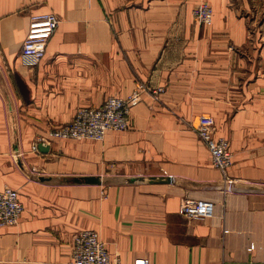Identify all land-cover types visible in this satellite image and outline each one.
<instances>
[{"label": "crops", "instance_id": "obj_1", "mask_svg": "<svg viewBox=\"0 0 264 264\" xmlns=\"http://www.w3.org/2000/svg\"><path fill=\"white\" fill-rule=\"evenodd\" d=\"M200 1L212 7L210 24L192 14ZM47 10L59 24L28 66L20 51L30 15ZM139 83L163 90L157 99L141 91L128 128L31 149L77 107ZM201 113L228 139L226 178L195 130ZM6 184L24 210L0 225V264H71L85 228L127 264H264V0H0ZM184 196L213 200V212L183 214Z\"/></svg>", "mask_w": 264, "mask_h": 264}, {"label": "built area", "instance_id": "obj_2", "mask_svg": "<svg viewBox=\"0 0 264 264\" xmlns=\"http://www.w3.org/2000/svg\"><path fill=\"white\" fill-rule=\"evenodd\" d=\"M192 14L200 24H210L212 7L206 1L197 2ZM60 18L54 10L33 12L23 40L20 56L24 64L36 65L44 56L50 37L59 24ZM143 89H150L155 99L163 90L162 85L147 86L139 83L125 96L110 94L99 105L77 107L73 118L54 126L46 133H39L31 143L33 151H40V143H51L53 138L77 137L102 139L109 129H126L130 125L129 107L140 98ZM194 127L199 137L210 151L211 163L227 177L228 167L232 163V151L228 139L216 134L214 118L209 113H201ZM230 188L231 184L228 183ZM104 193V191H103ZM214 201L209 198L184 196L180 201V211L189 217L210 215ZM24 210L19 190L9 184L0 188V225L17 223ZM71 264H127L109 253L105 240L95 228H85L74 235L71 250ZM130 264H149L146 257H135Z\"/></svg>", "mask_w": 264, "mask_h": 264}, {"label": "water", "instance_id": "obj_3", "mask_svg": "<svg viewBox=\"0 0 264 264\" xmlns=\"http://www.w3.org/2000/svg\"><path fill=\"white\" fill-rule=\"evenodd\" d=\"M40 148L42 149V150H47V149H49L50 148V144L49 143H47V144H45V143H40ZM86 180H88V181H95L96 180V177L95 176H93V175H90V176H86V177H84ZM161 179H168V177H160ZM227 186H229V184H227Z\"/></svg>", "mask_w": 264, "mask_h": 264}]
</instances>
